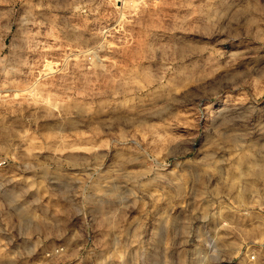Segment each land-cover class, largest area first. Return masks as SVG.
<instances>
[{
    "label": "clouds",
    "instance_id": "1",
    "mask_svg": "<svg viewBox=\"0 0 264 264\" xmlns=\"http://www.w3.org/2000/svg\"><path fill=\"white\" fill-rule=\"evenodd\" d=\"M0 264H264V0H0Z\"/></svg>",
    "mask_w": 264,
    "mask_h": 264
}]
</instances>
